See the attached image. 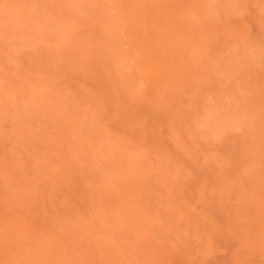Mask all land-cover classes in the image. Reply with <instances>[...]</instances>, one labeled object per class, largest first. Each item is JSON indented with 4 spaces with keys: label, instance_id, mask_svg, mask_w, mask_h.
Wrapping results in <instances>:
<instances>
[{
    "label": "rangeland",
    "instance_id": "1",
    "mask_svg": "<svg viewBox=\"0 0 264 264\" xmlns=\"http://www.w3.org/2000/svg\"><path fill=\"white\" fill-rule=\"evenodd\" d=\"M0 264H264V0H0Z\"/></svg>",
    "mask_w": 264,
    "mask_h": 264
},
{
    "label": "bare ground",
    "instance_id": "2",
    "mask_svg": "<svg viewBox=\"0 0 264 264\" xmlns=\"http://www.w3.org/2000/svg\"><path fill=\"white\" fill-rule=\"evenodd\" d=\"M15 1H16V0H15ZM17 2H18V1H17ZM19 3H20V2H19ZM19 3H18V4H19Z\"/></svg>",
    "mask_w": 264,
    "mask_h": 264
}]
</instances>
